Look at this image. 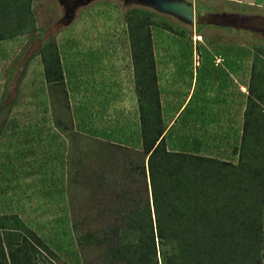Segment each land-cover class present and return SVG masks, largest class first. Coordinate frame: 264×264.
Segmentation results:
<instances>
[{"label": "trees", "instance_id": "16d2710c", "mask_svg": "<svg viewBox=\"0 0 264 264\" xmlns=\"http://www.w3.org/2000/svg\"><path fill=\"white\" fill-rule=\"evenodd\" d=\"M33 1L0 0V42L38 31ZM125 21L137 115L110 128L95 127L103 116L89 106L90 97L76 108L68 102L70 94L85 88L74 78L92 69L86 62L63 63L64 52L54 38L41 44L43 79L53 94L63 91L57 99L64 111L70 109L75 131L63 142L46 116L27 124L19 114L6 117L0 124V180L18 177L11 183L15 189L24 185L22 174L37 175L31 186L44 181L41 191L48 197L59 195L64 214L48 233L44 223L23 220L12 206L0 211V264H43L48 254L81 264V251H98L103 264H264V46L224 45L213 51L200 44L196 50L202 62L194 67L193 43L178 40L183 56L179 68L187 70L195 86L168 126L173 115L166 117L162 106L153 35L163 29L184 37L187 30L175 29L151 8H130ZM240 70L248 81L241 91L242 127H236L238 121L229 112L223 119V109L215 106L218 98L208 97V87L219 75L224 87ZM222 100L230 108L234 103ZM56 122L63 126L60 119ZM75 135L99 141L97 152L107 155H98L103 167L89 160L97 155L85 153L87 149L90 157L82 156L66 171L65 151L57 147L64 145L71 157ZM38 149L43 152L39 161L33 158ZM6 158L8 164L2 160ZM49 172L52 176L46 179ZM78 184L89 195L80 217L70 212L67 199Z\"/></svg>", "mask_w": 264, "mask_h": 264}, {"label": "rangeland", "instance_id": "374dc122", "mask_svg": "<svg viewBox=\"0 0 264 264\" xmlns=\"http://www.w3.org/2000/svg\"><path fill=\"white\" fill-rule=\"evenodd\" d=\"M184 1L194 5L193 24L173 14L159 11L145 0H34L32 8L38 31L17 39L0 42V124L6 117L17 114L25 124L40 122L41 117L46 116L47 124L52 125L57 128L56 131L62 133L60 136H62L63 142L73 135L76 126L70 121V109L66 108L67 111H64L60 107L62 103L57 99V94L62 96L63 91L53 94L50 85L43 79L39 50L44 41L52 38L56 40L59 48L64 52L62 55L63 63H65V59L80 65L81 62H86L88 70L92 69L91 73L86 74L90 88L85 86L86 89L83 88L79 93L70 94L68 102L74 108L87 103L90 97L89 106L94 111H99L103 116L96 120L95 127L98 128L102 126L110 128L115 126L118 120L123 122L134 118L137 115L136 99L135 102H131L127 95L132 91V95L136 98V80L135 74L133 76L132 73L133 63L125 14L130 8L141 7L156 10L166 20L170 21L175 29L184 28L187 30L184 37L173 30L163 29H155L153 35L161 102L165 116L173 115L172 120L167 119L168 126L171 125L178 116L180 110H177L178 106H181L182 109L188 102L192 88L188 73L185 75L187 70L179 68L183 56L179 51L178 40L184 38L193 43L194 67L202 62L201 56L196 50L200 44L213 51L219 50L224 45L247 46L251 49L258 45L264 46V27L252 23L253 19L264 18V0L260 3L257 0ZM68 52L70 55H66ZM92 61L93 63H91ZM216 62L220 65L222 58L217 56ZM99 68L102 69V72L98 70L99 77H92ZM220 76L218 78L214 76L213 87H208L210 89L208 97L218 98V105L215 106L218 107V110L223 109V119L229 112V116L233 115L238 121L234 125L242 127V103L245 96L242 95L241 91L246 89L243 83L248 81V76H244L242 70L231 74L224 87L220 83L222 79ZM192 83L195 84V81ZM221 84L223 94L218 92ZM92 86H94V92ZM59 89L61 90V87ZM100 89L104 93L102 97H99L98 94ZM224 98L229 101L234 100L231 108L228 102H223L222 99ZM101 100H104L106 104L99 105ZM125 101L130 102L125 103ZM58 119L62 121L63 126H57L56 121ZM71 119L74 120L73 117ZM223 124L228 125L225 121ZM180 126L181 123H178L176 128ZM75 137L71 157L66 153L68 150L67 148L65 150L64 145L62 147L56 146V141L58 142L59 138L54 140V147H57L59 152L65 151L64 157L69 163L66 171L71 165L74 166L76 160L81 159L82 156L90 157V155H97L94 158L90 157L89 160H95V163L103 167L105 161L100 157H107V155L103 151L97 152L101 148L99 141L88 135L82 137L75 135ZM2 140L8 141L9 137ZM43 147L44 144L41 145V149ZM0 149L4 150V147L0 145ZM86 150L95 152L93 154V152L90 153ZM35 152L37 155H34V160H41L39 156H42L43 154H40L43 152L39 149ZM84 152L90 155H85ZM99 154L102 156H98ZM1 156L2 152H0V161ZM2 160L6 164L9 162L7 158ZM33 164L36 163L33 162ZM2 169L0 168V170ZM22 176L20 180L24 185L15 189L11 183H15L18 177L5 179L6 181L0 180V189L3 188L0 190V211L12 206V209L19 213L23 220L33 219L36 224L44 223L45 231L49 233L55 223L61 222L60 218L64 214L61 210L63 202H59V195L48 197L41 191L45 189L44 181L39 185L31 186V183L35 184L37 181V175L25 176L22 174ZM51 176L52 174L49 172L45 178L50 179ZM1 178L4 177L1 175ZM9 183L11 184L10 188L6 185ZM88 196L79 184L71 189L67 199L68 202L71 199L69 210L71 213L74 211L76 217L81 216L88 203ZM99 255L98 251L91 253L81 251L79 259H81V264H103L98 257ZM42 263L72 264L67 257L50 254L45 256Z\"/></svg>", "mask_w": 264, "mask_h": 264}, {"label": "water", "instance_id": "95a60500", "mask_svg": "<svg viewBox=\"0 0 264 264\" xmlns=\"http://www.w3.org/2000/svg\"><path fill=\"white\" fill-rule=\"evenodd\" d=\"M161 12L173 14L186 22L194 23V5L184 0H145ZM252 23L264 27V18L253 19Z\"/></svg>", "mask_w": 264, "mask_h": 264}, {"label": "crops", "instance_id": "0c3cea01", "mask_svg": "<svg viewBox=\"0 0 264 264\" xmlns=\"http://www.w3.org/2000/svg\"><path fill=\"white\" fill-rule=\"evenodd\" d=\"M98 70H99V72H102L101 70V68H99V69H97V73H95L92 77H99V75H100V73H98ZM129 71H130V69H129ZM94 72H96V71H94ZM132 73H133V76H134V69H133V66H132ZM196 74V73H195ZM194 74V75H195ZM75 81H77V82H79V83H82L83 84V86L85 87V86H87V87H90V86H88V85H90V82L88 81V79H87V77H86V75H77L75 78ZM95 81V80H94ZM193 81H195V79H193ZM194 86H195V84H193L192 83V88H191V94H192V92H193V89H194ZM130 88H131V86H130ZM92 90H93V92L95 91V89H94V86H92ZM98 94H99V97H102V96H104V93H103V90L102 89H100L99 90V92H98ZM133 93H132V91L127 95L128 96V100H131V102L132 101H134L135 102V99L137 100V98H134V95H132ZM135 96H136V94H135ZM116 101V100H115ZM128 102H130V101H128ZM127 101H125V103H128ZM104 104H106V102L104 101V100H101L100 101V103H99V105H104Z\"/></svg>", "mask_w": 264, "mask_h": 264}]
</instances>
